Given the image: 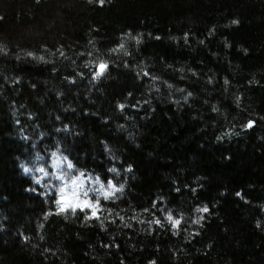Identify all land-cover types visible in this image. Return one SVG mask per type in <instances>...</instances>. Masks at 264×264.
I'll use <instances>...</instances> for the list:
<instances>
[{"label": "trees", "instance_id": "obj_1", "mask_svg": "<svg viewBox=\"0 0 264 264\" xmlns=\"http://www.w3.org/2000/svg\"><path fill=\"white\" fill-rule=\"evenodd\" d=\"M53 152L111 214H55ZM0 264H264V0H0Z\"/></svg>", "mask_w": 264, "mask_h": 264}, {"label": "snow or ice", "instance_id": "obj_2", "mask_svg": "<svg viewBox=\"0 0 264 264\" xmlns=\"http://www.w3.org/2000/svg\"><path fill=\"white\" fill-rule=\"evenodd\" d=\"M98 2L103 4L104 0H98ZM232 23L235 24L238 23V21H233ZM119 48L123 49L124 45L120 44ZM113 51H115V49ZM28 55L31 56L32 53H28ZM89 55H91V53H89ZM40 59H43V57H40ZM89 63L95 64V70L92 73L93 79L102 77L109 67L108 61L104 59H97L96 61H90ZM85 66L87 67L88 65ZM144 74L146 76L149 75L147 72ZM153 79H155V77H153ZM225 83H227V81H225ZM169 87L171 86L169 85ZM189 95H191V93H189ZM119 107L123 109L124 105L120 104ZM252 124L253 121L249 120L247 124L243 125V127H251ZM217 139H221V137H217ZM52 156L57 157V153L53 152ZM52 165V172H49L43 166L36 167L34 171L41 173L42 175L33 176V181L36 184H40L44 178L52 177L59 182L58 184H54L52 183V180L49 179L48 183L43 185L45 188L49 189V193L47 194H52L54 192L55 199L53 200V203L55 205V214L71 212L73 215H75L77 211H79L81 213H85V220L91 218H96L99 220L100 214L102 212L107 211L109 214L112 213V209L104 208V206L101 204V199L104 201H114L116 198H118L116 194L123 190V184L117 186V184L114 183L113 179L111 178L107 179L105 183V181L101 180L99 176H87L83 171L77 170L72 160H70L67 156L57 157L52 161ZM62 165L65 166L64 169H61ZM129 170H131V166H129ZM23 171L25 173H31L33 172V169L24 167ZM109 171L116 172L117 170L115 168H111ZM237 195L240 194L237 193ZM153 207H155V202ZM208 210L209 209L207 206H204L203 208L198 207L196 209L197 212H207ZM144 211H148V209H144ZM49 214L53 213H46V215ZM119 219L123 221L124 217L120 216ZM166 219L171 223V227L176 229L180 225L183 216L181 215L179 218H176L173 216L171 210H169L166 213ZM200 219H202V217ZM192 222L199 223V219H195ZM101 223H103V221H101ZM150 223H155L161 227L163 226L160 219H155Z\"/></svg>", "mask_w": 264, "mask_h": 264}]
</instances>
